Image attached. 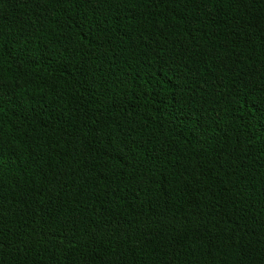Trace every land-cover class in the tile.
Wrapping results in <instances>:
<instances>
[{
    "label": "trees",
    "instance_id": "obj_1",
    "mask_svg": "<svg viewBox=\"0 0 264 264\" xmlns=\"http://www.w3.org/2000/svg\"><path fill=\"white\" fill-rule=\"evenodd\" d=\"M0 264H264V0H0Z\"/></svg>",
    "mask_w": 264,
    "mask_h": 264
}]
</instances>
